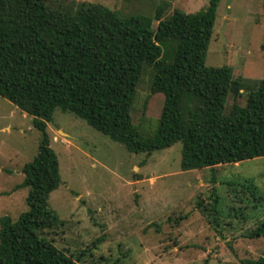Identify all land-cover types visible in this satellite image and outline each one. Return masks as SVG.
I'll list each match as a JSON object with an SVG mask.
<instances>
[{
    "label": "trees",
    "instance_id": "1",
    "mask_svg": "<svg viewBox=\"0 0 264 264\" xmlns=\"http://www.w3.org/2000/svg\"><path fill=\"white\" fill-rule=\"evenodd\" d=\"M220 2L209 0L195 13L176 9L166 18L159 7L153 18L87 1L0 0V95L32 116L42 135L22 168L28 210L16 220L0 218V264H81V256L45 236L62 223L49 202L62 183L47 131L56 109L133 153L181 142L183 171L264 157V79L234 80L230 66L206 65ZM145 64L154 68L152 93L164 95L153 137H144L131 115ZM241 90L246 105L225 113L230 92ZM245 237L264 238V219ZM241 263L264 264V256Z\"/></svg>",
    "mask_w": 264,
    "mask_h": 264
},
{
    "label": "rangeland",
    "instance_id": "2",
    "mask_svg": "<svg viewBox=\"0 0 264 264\" xmlns=\"http://www.w3.org/2000/svg\"><path fill=\"white\" fill-rule=\"evenodd\" d=\"M83 1L153 18L159 7L166 18L176 9L195 13L209 4L50 0L54 6ZM206 65L230 66L234 80L264 79V0H221ZM153 77L154 68L145 64L131 113L144 137L155 135L164 104V95L151 91ZM247 96L230 92L225 113L246 105ZM47 131L62 176L49 202L62 223L45 236L81 256V264H242L264 256V238L245 237L264 219V157L183 171L181 142L133 153L61 109ZM41 137L33 117L0 95V218L16 220L28 210L22 168L37 154Z\"/></svg>",
    "mask_w": 264,
    "mask_h": 264
}]
</instances>
